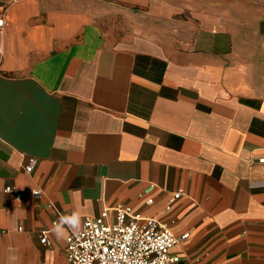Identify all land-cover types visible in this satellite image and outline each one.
<instances>
[{"label": "crops", "instance_id": "obj_1", "mask_svg": "<svg viewBox=\"0 0 264 264\" xmlns=\"http://www.w3.org/2000/svg\"><path fill=\"white\" fill-rule=\"evenodd\" d=\"M0 15V264H67L69 232L118 204L188 234L176 264H264V0Z\"/></svg>", "mask_w": 264, "mask_h": 264}, {"label": "built area", "instance_id": "obj_2", "mask_svg": "<svg viewBox=\"0 0 264 264\" xmlns=\"http://www.w3.org/2000/svg\"><path fill=\"white\" fill-rule=\"evenodd\" d=\"M3 25L4 19L0 15V28ZM260 160L264 162V158ZM34 163L35 159L29 157L24 166L25 171L31 172ZM150 189L151 186L145 191ZM4 191L20 196V192L11 186H6ZM34 194L39 195L40 191L35 190ZM179 195V192H176L173 198ZM146 202H152V198H147ZM109 209L104 208L96 217L85 218L79 230L69 232L65 244L67 264L177 263L179 258L172 254L170 249L188 234L176 236L155 218L141 216L129 206H113L112 217ZM58 224L60 223L53 221L54 226ZM40 240L46 245L50 244L44 233L41 234Z\"/></svg>", "mask_w": 264, "mask_h": 264}]
</instances>
